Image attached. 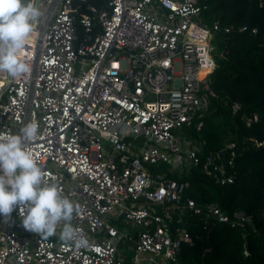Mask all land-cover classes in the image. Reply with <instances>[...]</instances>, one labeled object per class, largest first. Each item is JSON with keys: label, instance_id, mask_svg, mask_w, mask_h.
<instances>
[{"label": "built area", "instance_id": "2783aa9c", "mask_svg": "<svg viewBox=\"0 0 264 264\" xmlns=\"http://www.w3.org/2000/svg\"><path fill=\"white\" fill-rule=\"evenodd\" d=\"M37 7L43 16L20 57L31 71L20 79L0 73V133L38 123L28 148L47 182L79 205L72 224L91 246L63 243L59 229L48 239L27 231L17 209L8 222L0 217V264H178L181 245L191 242L189 216L253 225L242 210L198 205L185 195L189 180L167 174L200 168L215 184L233 183L220 154H203L180 135L213 96L221 27L204 22L199 0Z\"/></svg>", "mask_w": 264, "mask_h": 264}, {"label": "trees", "instance_id": "16d2710c", "mask_svg": "<svg viewBox=\"0 0 264 264\" xmlns=\"http://www.w3.org/2000/svg\"><path fill=\"white\" fill-rule=\"evenodd\" d=\"M89 1L101 7L108 0ZM199 3L204 22L212 26L218 21L221 27L213 40L215 67L209 76L213 96L202 116L183 127L180 135L198 145L203 154H220L233 183L215 184L200 168H193L187 177L167 174L178 181L188 179L185 195L198 205L217 201L226 213L242 210L253 225L222 223L204 214L189 216L191 242L181 245L177 262L264 264V0ZM225 27L230 31L224 32ZM77 30L82 35L81 26Z\"/></svg>", "mask_w": 264, "mask_h": 264}, {"label": "clouds", "instance_id": "9594fccd", "mask_svg": "<svg viewBox=\"0 0 264 264\" xmlns=\"http://www.w3.org/2000/svg\"><path fill=\"white\" fill-rule=\"evenodd\" d=\"M42 16L35 0H0V73L20 79L31 71L20 57ZM38 136L35 121L17 134L0 133V217L8 222L19 209L27 231L48 239L59 229L63 243L89 248V240L72 224L79 205L62 195L56 184L47 182V173L28 148Z\"/></svg>", "mask_w": 264, "mask_h": 264}, {"label": "crops", "instance_id": "0c3cea01", "mask_svg": "<svg viewBox=\"0 0 264 264\" xmlns=\"http://www.w3.org/2000/svg\"><path fill=\"white\" fill-rule=\"evenodd\" d=\"M114 225H116V226H118V227H123V225H121L120 223H116V222H112ZM128 227L126 226V229H127ZM123 249L124 250H126V247H123Z\"/></svg>", "mask_w": 264, "mask_h": 264}, {"label": "rangeland", "instance_id": "374dc122", "mask_svg": "<svg viewBox=\"0 0 264 264\" xmlns=\"http://www.w3.org/2000/svg\"><path fill=\"white\" fill-rule=\"evenodd\" d=\"M40 1L41 0H36V7L38 6V4H39ZM215 48H216V46H215ZM213 58H214V56H213ZM214 62H215V60H214Z\"/></svg>", "mask_w": 264, "mask_h": 264}, {"label": "water", "instance_id": "95a60500", "mask_svg": "<svg viewBox=\"0 0 264 264\" xmlns=\"http://www.w3.org/2000/svg\"><path fill=\"white\" fill-rule=\"evenodd\" d=\"M176 83L179 84V81H177Z\"/></svg>", "mask_w": 264, "mask_h": 264}]
</instances>
